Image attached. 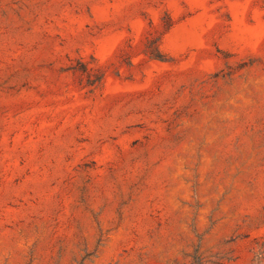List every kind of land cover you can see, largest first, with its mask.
<instances>
[{"label": "rangeland", "instance_id": "374dc122", "mask_svg": "<svg viewBox=\"0 0 264 264\" xmlns=\"http://www.w3.org/2000/svg\"><path fill=\"white\" fill-rule=\"evenodd\" d=\"M0 264H264V0H0Z\"/></svg>", "mask_w": 264, "mask_h": 264}, {"label": "trees", "instance_id": "16d2710c", "mask_svg": "<svg viewBox=\"0 0 264 264\" xmlns=\"http://www.w3.org/2000/svg\"><path fill=\"white\" fill-rule=\"evenodd\" d=\"M155 51L157 52V49ZM151 57L153 59H158L159 58V56L157 54H155L154 52H151Z\"/></svg>", "mask_w": 264, "mask_h": 264}]
</instances>
